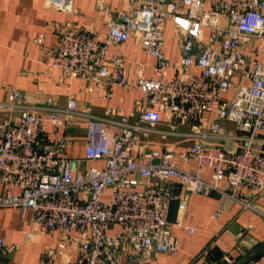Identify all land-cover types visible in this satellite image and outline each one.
Returning <instances> with one entry per match:
<instances>
[{
	"label": "built area",
	"instance_id": "obj_1",
	"mask_svg": "<svg viewBox=\"0 0 264 264\" xmlns=\"http://www.w3.org/2000/svg\"><path fill=\"white\" fill-rule=\"evenodd\" d=\"M45 5L74 11L73 0ZM167 19L181 36V57L173 63L164 52ZM132 37L156 60L150 77L129 79L127 52L108 54L110 45ZM257 39L264 41V0H128L104 34L63 25L53 59L63 77L139 92V121L117 119L112 107L113 118L80 112L72 96L64 109L26 105L23 93L12 89L6 105L20 115L0 121V208L30 210L38 228L59 232L49 254L60 255L61 264H137L144 255L179 252L173 227L184 226L191 194L216 191L251 206L242 191L264 192V154L253 147L264 132V48L254 45ZM132 62L141 65L138 57ZM206 112L216 119L210 131L196 134L233 137L244 146L231 151L201 139L180 151L141 145L148 129L142 123L153 129L165 114L174 129ZM75 114L87 116L82 159L67 156L72 140L58 135ZM224 119L246 133L231 135ZM49 122L53 139L46 141ZM180 159L195 165L184 168ZM94 161L102 165L81 164ZM176 182L183 193L175 191ZM18 248L0 238V254Z\"/></svg>",
	"mask_w": 264,
	"mask_h": 264
},
{
	"label": "crops",
	"instance_id": "obj_2",
	"mask_svg": "<svg viewBox=\"0 0 264 264\" xmlns=\"http://www.w3.org/2000/svg\"><path fill=\"white\" fill-rule=\"evenodd\" d=\"M128 0H73L74 11L68 12L48 7L45 0H0V121L19 119L20 110L6 105L12 89L23 93L26 105H52L64 109L69 97H75L78 110L99 117L113 118L107 110L112 107L119 119L126 116L129 121H139L138 110L140 93L127 90L115 84L104 87L81 78H65L59 67L53 64L55 49L59 44V30L63 25L71 24L91 33L104 34L109 24L117 19L127 7ZM164 52L169 62L181 57V36L173 22L167 19L164 31ZM254 45L264 48V41L257 39ZM121 48L128 54L127 68L129 79L138 76L150 77L153 74L155 58L138 43L135 37L123 43L110 45L108 54L113 55ZM133 57H138L141 65L135 67ZM252 63H250L251 65ZM233 95V89L227 97ZM216 119L215 114L206 112L194 122H186L171 129L169 120H162L153 129L142 123L147 131L141 134V145L159 150L180 151L201 139L204 145L221 146L228 150H239L244 143L237 138L222 136L202 137L196 132L210 131L209 124ZM87 116L75 114L60 127L58 135L67 134L72 142L66 148V154L82 159L86 147ZM222 126L235 135L246 132L238 129L230 120H222ZM46 141L53 135L52 123H48ZM253 147L264 154V132L257 134ZM82 166L102 163L81 162ZM184 168L195 165L194 161L179 160ZM205 179L211 172L203 171ZM175 191L183 193L180 183H175ZM243 199L252 205L243 204L216 191L193 193L189 197L188 210L184 215V226H174V236L180 250L176 254L152 253L144 255L137 264H230L245 253L264 244V192L252 197L246 189ZM177 215V200L171 204L170 219ZM193 229V232H190ZM32 233L29 242L24 241L26 232ZM0 238L8 244L18 243L15 251L0 254V264H61L57 253L49 254L57 247L60 233L47 232L37 227L30 210L0 208ZM246 264H264V252Z\"/></svg>",
	"mask_w": 264,
	"mask_h": 264
},
{
	"label": "water",
	"instance_id": "obj_3",
	"mask_svg": "<svg viewBox=\"0 0 264 264\" xmlns=\"http://www.w3.org/2000/svg\"><path fill=\"white\" fill-rule=\"evenodd\" d=\"M263 252H264V244L260 245L256 249H253V250L245 253L244 255H242V257H240V259H237L236 261H234L230 264H246Z\"/></svg>",
	"mask_w": 264,
	"mask_h": 264
}]
</instances>
